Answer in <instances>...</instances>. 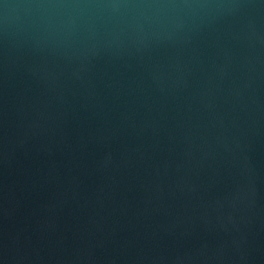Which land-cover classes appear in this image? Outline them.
Wrapping results in <instances>:
<instances>
[{"label": "water", "instance_id": "95a60500", "mask_svg": "<svg viewBox=\"0 0 264 264\" xmlns=\"http://www.w3.org/2000/svg\"><path fill=\"white\" fill-rule=\"evenodd\" d=\"M0 264H264V0H0Z\"/></svg>", "mask_w": 264, "mask_h": 264}]
</instances>
